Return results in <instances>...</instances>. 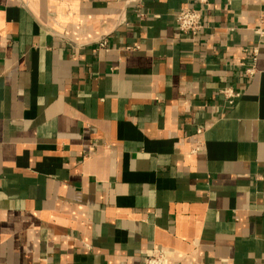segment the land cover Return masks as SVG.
<instances>
[{"label": "crops", "instance_id": "1", "mask_svg": "<svg viewBox=\"0 0 264 264\" xmlns=\"http://www.w3.org/2000/svg\"><path fill=\"white\" fill-rule=\"evenodd\" d=\"M261 25L264 0H0V264H264Z\"/></svg>", "mask_w": 264, "mask_h": 264}, {"label": "built area", "instance_id": "2", "mask_svg": "<svg viewBox=\"0 0 264 264\" xmlns=\"http://www.w3.org/2000/svg\"><path fill=\"white\" fill-rule=\"evenodd\" d=\"M208 0H201L202 4H206ZM128 3L137 4L141 0H127ZM176 23L179 31L182 34L195 37L204 30L205 24L202 19V14L200 11L192 8H183L181 9L176 16ZM257 33L261 38H264V28L259 26L256 29ZM105 44H101V47H104ZM254 56L257 55V49L253 50ZM223 95L229 100V104L233 103L235 98L239 97V94H236L230 89L223 90ZM171 253L167 250H152L145 257V264H168Z\"/></svg>", "mask_w": 264, "mask_h": 264}]
</instances>
